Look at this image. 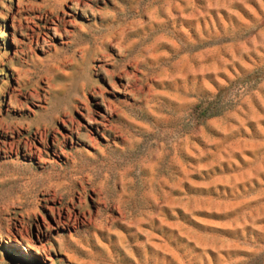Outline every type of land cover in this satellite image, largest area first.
Listing matches in <instances>:
<instances>
[{
  "label": "rangeland",
  "instance_id": "rangeland-1",
  "mask_svg": "<svg viewBox=\"0 0 264 264\" xmlns=\"http://www.w3.org/2000/svg\"><path fill=\"white\" fill-rule=\"evenodd\" d=\"M0 264H264V0H0Z\"/></svg>",
  "mask_w": 264,
  "mask_h": 264
},
{
  "label": "trees",
  "instance_id": "trees-1",
  "mask_svg": "<svg viewBox=\"0 0 264 264\" xmlns=\"http://www.w3.org/2000/svg\"><path fill=\"white\" fill-rule=\"evenodd\" d=\"M218 95H220V92ZM218 95H217V97H218ZM215 100H217V99H215ZM212 105H214L213 108H215L216 110L215 109H214V111L210 110ZM201 107H202V105L199 104L195 107V110H198ZM220 112L221 111L217 109V102L214 101L213 103H208L207 106L201 110V112L199 113V117L207 118V117L215 116V115L219 114Z\"/></svg>",
  "mask_w": 264,
  "mask_h": 264
}]
</instances>
